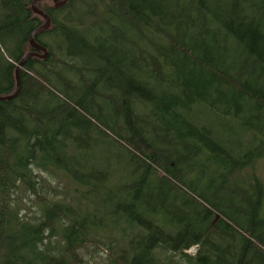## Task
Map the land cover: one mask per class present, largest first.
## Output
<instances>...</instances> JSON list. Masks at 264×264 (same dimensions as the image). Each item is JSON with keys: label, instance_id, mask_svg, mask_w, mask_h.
I'll return each mask as SVG.
<instances>
[{"label": "trees", "instance_id": "trees-1", "mask_svg": "<svg viewBox=\"0 0 264 264\" xmlns=\"http://www.w3.org/2000/svg\"><path fill=\"white\" fill-rule=\"evenodd\" d=\"M32 1L0 0V97L37 54L0 101V264H264V0H43L45 55Z\"/></svg>", "mask_w": 264, "mask_h": 264}, {"label": "water", "instance_id": "water-1", "mask_svg": "<svg viewBox=\"0 0 264 264\" xmlns=\"http://www.w3.org/2000/svg\"><path fill=\"white\" fill-rule=\"evenodd\" d=\"M40 1H43V0H33L32 1V4H31V9L32 11L42 17L44 19V24L43 26H41L39 29H37L35 32L32 33V35L30 36V39H29V42H30V45L33 47V49L37 50V51H41L43 52V54L45 55V50L38 47L37 45H35L34 43V38L42 31L46 30L48 27H49V19L48 17L43 13V12H40L36 9V4ZM51 1L52 3H54L57 7H60V6H63L64 4H66L67 0H49ZM31 57H37V54H29L27 55L26 57H24L21 62L18 64V66L16 67V72H15V79H16V89H15V92L13 95L11 96H8V97H0V101H7V100H11L13 98H15L18 93H19V81H18V71L19 69L24 65V63L26 62L27 59L31 58Z\"/></svg>", "mask_w": 264, "mask_h": 264}, {"label": "rangeland", "instance_id": "rangeland-1", "mask_svg": "<svg viewBox=\"0 0 264 264\" xmlns=\"http://www.w3.org/2000/svg\"><path fill=\"white\" fill-rule=\"evenodd\" d=\"M42 2V6H48V5H51L49 2H47V1H41ZM79 100L80 101H83V102H86V100H87V98L84 96V95H82L81 96V98H79ZM108 111V110H107ZM106 114V113H105ZM98 116V115H97ZM100 118H102V120H104V121H106L105 119V117H104V115H102V116H99ZM95 119H97V118H95ZM99 119V118H98ZM101 124V123H100ZM239 137V135H236V136H234L233 138H238ZM107 145V144H106ZM109 147H111V149H110V156L111 157H114L115 155H116V151H115V149L112 147V146H109ZM94 154L95 155H97L98 157H100L98 154H100L101 156H109V155H106L105 154V152H104V150H103V148L102 147H100V146H97L96 147V150H94ZM112 162H111V164L113 163L114 165L116 164L115 163V161H114V159L112 158V160H111ZM116 169V168H115ZM248 174L249 175H254V176H256V177H260L263 181H264V162H262L261 164H259V165H257V164H255L254 166H253V168H249L248 169ZM192 177L194 178L195 176L194 175H192ZM230 182V181H229ZM30 201H32L33 202V199H30ZM25 202H26V204L29 206V207H32L31 206V203H29V200L28 199H25ZM26 208H28L27 206H26ZM194 252H195V249H191L188 253L190 254V255H193L194 254ZM86 261L88 262V263H90V264H96L97 262H99V258L98 257H95V258H91V257H87L86 258Z\"/></svg>", "mask_w": 264, "mask_h": 264}]
</instances>
